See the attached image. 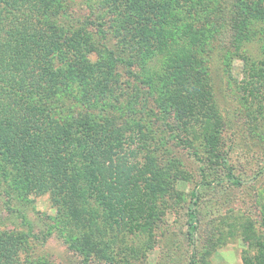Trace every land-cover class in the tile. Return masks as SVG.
Returning a JSON list of instances; mask_svg holds the SVG:
<instances>
[{
	"label": "trees",
	"instance_id": "1",
	"mask_svg": "<svg viewBox=\"0 0 264 264\" xmlns=\"http://www.w3.org/2000/svg\"><path fill=\"white\" fill-rule=\"evenodd\" d=\"M71 1L0 0V156L13 163L16 179L28 194L49 198L68 229L71 247L86 254L96 248L92 237L103 233L89 207L92 201L117 203L123 216L143 198L156 196L162 185L153 169L154 158H143L142 150L133 148L137 140L141 145L154 138L140 121L119 128L73 112L94 106L110 92L115 65L98 33L67 20L57 22L65 18ZM107 1L127 12L128 31L139 42L151 40L155 55L163 56L173 69L167 100L183 129V141L204 162V185L242 186L222 153V121L206 94L207 75L193 77L188 68L190 72L176 76L192 60L190 42L193 45L213 22L210 0ZM228 3L216 17L222 27H236L241 7L238 0ZM208 43L206 38L199 47L205 51ZM250 77L247 90L252 85L258 89L255 83L264 86V67L252 69ZM253 90L249 95L257 98ZM217 167L223 169L224 179L214 177L221 171ZM145 188L150 192H142ZM197 193L193 197L200 202ZM190 213L197 223L200 207ZM220 217L218 232L226 224ZM251 227V222L241 227L248 238ZM255 243L258 252L245 256L244 264H264V241ZM27 248L25 236L0 235V264H24Z\"/></svg>",
	"mask_w": 264,
	"mask_h": 264
},
{
	"label": "rangeland",
	"instance_id": "2",
	"mask_svg": "<svg viewBox=\"0 0 264 264\" xmlns=\"http://www.w3.org/2000/svg\"><path fill=\"white\" fill-rule=\"evenodd\" d=\"M210 2L213 22L202 29L205 35H198L193 45L190 42L192 60L176 76L189 70L193 77L207 75L206 94L222 121V153L243 185H204V162L183 141V129L167 100L173 69L163 56L155 55L151 40L139 42L129 32L127 12L107 0H72L65 18L58 17L57 22L67 20L98 33L115 65L110 92L94 106H80L73 112L119 128L140 121L154 138L147 140L146 148L147 141L140 145L141 140L133 148L142 150L143 158H154L153 169L162 187L123 216L115 202L92 201L89 207L103 233L92 237L96 248L86 253V260V254L71 247L68 229L49 198L28 194L16 179L13 163L0 156V235L26 237L24 264H190L193 260L195 264H244L245 256L258 252L255 241H264V86H250L257 95L253 98L245 83L251 80L252 69L264 67V0H238L236 27L233 23L222 27L216 17L229 0ZM206 38L210 43L203 51L199 45ZM204 57L206 64H202ZM217 168L221 171L214 177L224 179L223 169ZM198 206L201 215L193 223L190 210ZM220 216L226 224L218 232ZM250 222L248 238L241 227Z\"/></svg>",
	"mask_w": 264,
	"mask_h": 264
}]
</instances>
